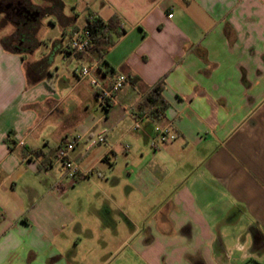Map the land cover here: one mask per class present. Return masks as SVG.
I'll return each instance as SVG.
<instances>
[{
  "label": "crops",
  "instance_id": "1",
  "mask_svg": "<svg viewBox=\"0 0 264 264\" xmlns=\"http://www.w3.org/2000/svg\"><path fill=\"white\" fill-rule=\"evenodd\" d=\"M61 1L0 0V264H82L83 218L152 236L136 244L153 264H264V0ZM91 14L113 44L74 52ZM45 15L72 70L39 62L34 35L16 46ZM96 63L105 88L128 78L107 107L76 72ZM157 85L160 113L143 104ZM167 123L178 137L155 150ZM76 134L73 181L55 151Z\"/></svg>",
  "mask_w": 264,
  "mask_h": 264
},
{
  "label": "rangeland",
  "instance_id": "2",
  "mask_svg": "<svg viewBox=\"0 0 264 264\" xmlns=\"http://www.w3.org/2000/svg\"><path fill=\"white\" fill-rule=\"evenodd\" d=\"M32 34L38 42L34 48V57L39 59V62L47 65L51 70H56L57 67L60 70H72L64 63L63 54L54 50L56 39H63L59 22H54L49 15H45L40 19L39 25L33 29ZM32 67L33 65L29 70ZM84 194L86 195V192ZM83 220L88 221V226L93 229V236L82 234L78 240L79 243L81 242L78 256L82 264H153L136 244V241L142 238L148 240L152 236L140 230L126 241L129 238L127 229L124 230L125 232L121 229L118 234H113L109 230L98 229L92 220L85 218ZM93 220H96L95 217Z\"/></svg>",
  "mask_w": 264,
  "mask_h": 264
},
{
  "label": "built area",
  "instance_id": "3",
  "mask_svg": "<svg viewBox=\"0 0 264 264\" xmlns=\"http://www.w3.org/2000/svg\"><path fill=\"white\" fill-rule=\"evenodd\" d=\"M173 13L169 14L171 18ZM94 17L89 16L88 19L92 20ZM93 33L87 27H81L74 29L69 38L70 48L77 53H86L92 46ZM97 63L91 66H81L76 69L77 74L81 79H89L92 86L95 88L96 96L100 104L107 107L115 102V96L119 90H121L126 84L128 78L123 74H119L115 77L110 88H105L98 78L93 75V70L96 68ZM148 112L145 113L147 115ZM133 129L137 130L141 126V117L134 116ZM107 132L104 131L98 134L95 138H92V145L103 143L106 141ZM178 137L177 132L174 130L171 123L158 124L154 128V134L151 138V147L153 149H159L162 145L167 144L176 140ZM84 138L81 134L68 136L63 140V142L56 148L55 151V161L61 164L65 170L68 178L73 181L76 180L79 175L78 162L70 157L71 152L75 149L76 145ZM21 145L24 144L23 141L20 142ZM126 147H129L127 145Z\"/></svg>",
  "mask_w": 264,
  "mask_h": 264
},
{
  "label": "trees",
  "instance_id": "4",
  "mask_svg": "<svg viewBox=\"0 0 264 264\" xmlns=\"http://www.w3.org/2000/svg\"><path fill=\"white\" fill-rule=\"evenodd\" d=\"M52 1L56 4H62L61 0H52ZM91 15L94 18L92 20L88 19V22L85 27L90 29L93 33V37H92L93 46H95L100 52H103L113 44L110 35L111 24H106L102 19H100L98 16L94 14ZM143 104L145 106V109L154 108L155 112L157 113L163 112L167 107V103L162 97V86L157 85L150 92V94H148L145 97Z\"/></svg>",
  "mask_w": 264,
  "mask_h": 264
},
{
  "label": "flooded vegetation",
  "instance_id": "5",
  "mask_svg": "<svg viewBox=\"0 0 264 264\" xmlns=\"http://www.w3.org/2000/svg\"><path fill=\"white\" fill-rule=\"evenodd\" d=\"M19 30H20V34H19L18 43L16 46L20 49L26 50L30 46L29 41L33 37V34H32L33 29L24 27L21 29L19 28Z\"/></svg>",
  "mask_w": 264,
  "mask_h": 264
}]
</instances>
